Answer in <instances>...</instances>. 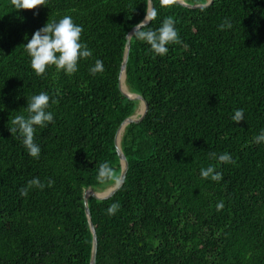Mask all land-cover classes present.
I'll use <instances>...</instances> for the list:
<instances>
[{
	"label": "trees",
	"instance_id": "obj_1",
	"mask_svg": "<svg viewBox=\"0 0 264 264\" xmlns=\"http://www.w3.org/2000/svg\"><path fill=\"white\" fill-rule=\"evenodd\" d=\"M208 1L46 0V7L17 11L0 0V264H89L83 193L119 179L115 135L138 108L118 88L126 34L149 2L158 16L148 26L172 17L182 43L159 56L129 37L125 85L147 112L121 136L123 185L110 198L87 199L95 264H264V142H254L264 129V0ZM65 15L83 26L93 55L74 74L49 65L38 76L24 46ZM225 20L232 27L220 30ZM97 59L104 71L92 75ZM40 92L58 103L48 109L54 123L36 128V159L9 128ZM236 109L244 110L239 124ZM212 152L230 154L235 164ZM104 162L114 177L101 181ZM209 165L222 180L201 177ZM35 177L45 187L21 196ZM116 202L120 210L108 215Z\"/></svg>",
	"mask_w": 264,
	"mask_h": 264
},
{
	"label": "clouds",
	"instance_id": "obj_2",
	"mask_svg": "<svg viewBox=\"0 0 264 264\" xmlns=\"http://www.w3.org/2000/svg\"><path fill=\"white\" fill-rule=\"evenodd\" d=\"M11 5L17 11L38 9L40 6L46 7V0H10ZM163 5L172 3V0H161ZM158 16V12L153 9L150 13L146 12L145 18L134 26L133 32L126 34L133 39L146 42L153 53L162 56L169 51V44H181L179 32L175 27V21L172 17L163 19L161 26L157 29L149 27ZM220 30L231 28L230 22L225 20L219 26ZM84 28L82 25L76 24L70 15H65L58 22L49 21L42 28L38 29L32 35L24 46L29 57L31 58V67L39 76L46 73L49 65H54L58 69L64 70L66 74H74L78 71L79 60H86L92 57L93 52L88 48L86 43L82 42V33ZM27 38V37H25ZM104 71L103 61L97 59L94 66L90 69L92 75L102 73ZM58 103L47 92H40L32 95L27 99V107L23 108L27 113L17 114L11 118L10 123L13 125L9 128L12 133H19L22 144L26 148L29 156L38 159L41 154L40 146L35 142V133L37 127H46L48 124L54 123V114L48 109L52 104ZM232 120L239 124L244 120V110L236 109ZM254 142L259 144L264 142V129L254 138ZM210 158L218 159L220 163L235 164L232 156L228 153L217 155V153H209ZM200 175L203 179H211L212 181L222 180V173L217 171L213 165L202 168ZM114 177V169L108 162L101 163L98 168V179L105 181ZM54 181L48 180V186H52ZM43 189L45 184L35 177L27 182L25 187L19 189L21 196L27 197L31 188ZM223 202L216 205L217 211L223 209ZM118 202L111 204L107 208L108 215H115L120 210Z\"/></svg>",
	"mask_w": 264,
	"mask_h": 264
},
{
	"label": "water",
	"instance_id": "obj_3",
	"mask_svg": "<svg viewBox=\"0 0 264 264\" xmlns=\"http://www.w3.org/2000/svg\"><path fill=\"white\" fill-rule=\"evenodd\" d=\"M211 0H209L204 6H208L210 4ZM153 10L152 8V5L151 3L149 2V7H148V12L150 13L151 11ZM128 50H129V37H128V40L126 42V50H125V54H124V59H123V63L121 65V73H120V77L122 74L125 73V67H126V61H127V55H128ZM120 79L119 78V83H118V88L121 92V94L128 98V99H131V100H136L138 101V107H139V104L141 103L143 105V112L141 114V116L137 119L134 118V115L127 118L123 123L122 125L119 127V129L117 130L116 132V135H115V140H114V145H115V150H116V153H117V156L119 158V162H120V166H121V172H120V176H119V179L117 180V182L115 183V185L113 187H110L109 190H108V193L106 195H103V196H99L96 194V192L92 191L91 189H88L86 191H91V194L89 196H86L85 195V192L83 193V204H84V211H85V214H86V217H87V220H88V223H89V228H90V231H91V234H92V251H91V256H90V262L89 264H95V259H96V250H97V239H96V234H95V230H94V227L91 223V220H90V215H89V211H88V207H87V199L89 197H94V198H97V199H100V200H103V199H107V198H110L112 197L118 190L119 188L123 185L124 181H125V177H126V172H127V168H128V163L124 157V155L122 154L121 152V149H120V143L118 144L117 143V134L119 132V130L124 126H127L128 124H133V123H138L140 122L144 116L146 115V112H147V104L145 102V100L139 96V95H136V94H132L133 97L131 96H128L126 93H124L121 89V82H120ZM124 80H125V74H124Z\"/></svg>",
	"mask_w": 264,
	"mask_h": 264
},
{
	"label": "bare ground",
	"instance_id": "obj_4",
	"mask_svg": "<svg viewBox=\"0 0 264 264\" xmlns=\"http://www.w3.org/2000/svg\"><path fill=\"white\" fill-rule=\"evenodd\" d=\"M123 75L124 74H122L121 75V79H120V82H121V88H122V90H123V87L128 91V93L127 92H125L124 90H123V92L124 93H126L127 95H130V96H133L130 92H129V90L127 89V87H126V85H125V80H124V78H123ZM122 85H123V87H122ZM142 112H143V105L140 103L139 104V107H138V109H137V111H136V113H135V116H134V118H139L140 116H141V114H142ZM123 130H124V126L119 130V132H118V134H117V143L119 144L120 143V140H121V136H122V133H123ZM121 132V133H120ZM118 135H119V137H118ZM119 139V140H118ZM105 193H108V191H106ZM91 194V191H86L85 192V195L86 196H89ZM104 195H106V194H104Z\"/></svg>",
	"mask_w": 264,
	"mask_h": 264
},
{
	"label": "rangeland",
	"instance_id": "obj_5",
	"mask_svg": "<svg viewBox=\"0 0 264 264\" xmlns=\"http://www.w3.org/2000/svg\"><path fill=\"white\" fill-rule=\"evenodd\" d=\"M138 109V108H137ZM137 111V110H136ZM136 113V112H135ZM134 116H135V114H134ZM136 119V118H135ZM109 190V188L108 189H106V190H104V191H100V192H96V194L97 195H99V194H103V193H105L106 191H108Z\"/></svg>",
	"mask_w": 264,
	"mask_h": 264
}]
</instances>
